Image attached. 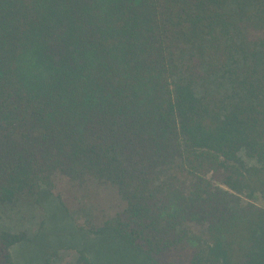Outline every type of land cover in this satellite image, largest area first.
Instances as JSON below:
<instances>
[{
  "label": "trees",
  "instance_id": "1",
  "mask_svg": "<svg viewBox=\"0 0 264 264\" xmlns=\"http://www.w3.org/2000/svg\"><path fill=\"white\" fill-rule=\"evenodd\" d=\"M56 174L116 189L103 250L264 264V0H0V207Z\"/></svg>",
  "mask_w": 264,
  "mask_h": 264
},
{
  "label": "rangeland",
  "instance_id": "2",
  "mask_svg": "<svg viewBox=\"0 0 264 264\" xmlns=\"http://www.w3.org/2000/svg\"><path fill=\"white\" fill-rule=\"evenodd\" d=\"M49 193L43 204L20 202L12 209L0 207V230L23 231L27 236L12 249L16 264H83L80 253L86 254L92 264H147L142 256L117 243L103 250L87 233L88 226L122 208L113 186L93 179L79 183L56 174ZM236 195L243 203L264 208L262 199ZM11 213L15 216L10 220ZM42 222L44 227L40 226Z\"/></svg>",
  "mask_w": 264,
  "mask_h": 264
}]
</instances>
